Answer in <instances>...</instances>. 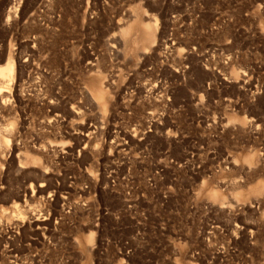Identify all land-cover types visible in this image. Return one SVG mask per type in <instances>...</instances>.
Wrapping results in <instances>:
<instances>
[{"label": "rangeland", "instance_id": "1", "mask_svg": "<svg viewBox=\"0 0 264 264\" xmlns=\"http://www.w3.org/2000/svg\"><path fill=\"white\" fill-rule=\"evenodd\" d=\"M8 58L0 264H264V0H0Z\"/></svg>", "mask_w": 264, "mask_h": 264}, {"label": "bare ground", "instance_id": "2", "mask_svg": "<svg viewBox=\"0 0 264 264\" xmlns=\"http://www.w3.org/2000/svg\"><path fill=\"white\" fill-rule=\"evenodd\" d=\"M13 7V6H12ZM15 7V6H14ZM14 9V8H13ZM16 7H15V9H14V11H16ZM15 15V14H14ZM175 17V16H174ZM135 23L134 22H132V23H130V24H128V25H126L125 27H123V29L121 30V36H122V40H123V43H124V45L125 46H127L128 44L127 43H129L130 42V39L133 37V35L135 34V32H136V28H135V25H134ZM155 25H153L152 23H142V27H141V40H142V45H143V49H145V47H146V45H151L153 42H154V40H155ZM171 39V38H170ZM129 41V42H128ZM172 41V40H171ZM176 41V40H175ZM173 44V43H172ZM176 44V43H175ZM168 45V44H167ZM171 45V44H170ZM148 47V46H147ZM204 67V66H203ZM185 68V67H184ZM188 68V67H187ZM186 69V68H185ZM184 70V69H183ZM187 71H190V68L187 70ZM206 71V70H205ZM209 71V70H208ZM178 72V71H177ZM183 72H185V71H183ZM192 72V71H191ZM186 73V72H185ZM189 73V72H188ZM190 74V73H189ZM189 74H187V75H189ZM157 75V74H156ZM158 76V75H157ZM161 76V75H160ZM160 76H158V77H160ZM183 76V75H182ZM185 76V75H184ZM192 76V75H191ZM173 77V76H172ZM176 78V77H175ZM183 78H185V77H183ZM188 78V77H187ZM162 79V78H161ZM180 79V78H179ZM14 80H15V63H14V60L13 59H11V58H8V60L3 64V65H0V82L1 83H5V82H13L14 83ZM184 80H186V79H184ZM187 81V80H186ZM179 82V81H178ZM189 82V81H188ZM0 83V84H1ZM154 83H156V82H154ZM153 83V84H154ZM160 83V82H159ZM185 83V82H184ZM8 84H10V83H8ZM158 84V83H157ZM157 84H156V86H155V88L153 89V90H155V92L157 91L156 90V88L158 89V87L160 86H157ZM162 84V83H161ZM7 85V84H6ZM146 85V84H145ZM155 85V84H154ZM147 86H148V84H147ZM151 86H153L152 85V82H151V85L149 84V87H148V89L150 88V89H152V87ZM146 87V86H145ZM154 87V86H153ZM168 87H166V89H167ZM170 88V87H169ZM172 88V87H171ZM170 88V89H171ZM147 89V90H148ZM163 89H164V87H163ZM173 89V88H172ZM100 91H102V88L101 89H99ZM162 90V89H161ZM175 90V89H174ZM177 90V89H176ZM149 91V90H148ZM168 91V90H167ZM172 91V90H171ZM159 92V91H158ZM157 92V93H158ZM128 93V92H127ZM175 92H170V93H166V95H165V99L167 100V103L168 102H171V99H172V101H173V96L175 95L174 94ZM161 95H162V93H161ZM161 95H160V97H161ZM164 95V94H163ZM106 96V95H105ZM95 98V97H94ZM157 98V97H156ZM163 98H164V96H163ZM163 98H160V99H163ZM96 100V102L99 104V107H100V109L101 110H103L104 108H105V97H104V94L102 93V92H100L97 96H96V98H95ZM165 101V100H164ZM166 104V103H165ZM11 124H12V122H11ZM6 127H8L6 130H8V132H9V130L12 128V125H10L9 124V126H6ZM12 130V129H11ZM2 132V131H1ZM6 132V131H5ZM7 132V133H8ZM3 134V133H2ZM6 134V133H5ZM3 144V145H8L9 144V140H8V138H7V136H5L4 134L3 135H0V144ZM1 144V145H2ZM1 147V146H0ZM247 160V162H249V161H251L250 160V158H247L246 159ZM213 193L212 194H210V198L212 199V200H214V201H219L220 202V204H223L224 203V198H223V196H222V194H220V193H218L217 191H212ZM59 198L60 199H62V200H64V199H66L67 198V196L66 195H64V192H62V191H59ZM245 193V192H244ZM262 194H264V182H262V181H259L258 183H256L253 187H251V189L249 190V192H248V195L249 196H251V195H253V196H259V195H262ZM56 195V191H54L53 192V194H51V193H49L48 194V201H53L54 200V198H53V196H55ZM244 194L243 193H240V192H237V193H235L234 194V197L236 198V199H242V198H244V196H243ZM246 197V196H245ZM64 207V206H63ZM49 217H50V215H49ZM49 229V228H48ZM46 227H44L43 228V230H48ZM52 230V229H51ZM87 238H88V241H91L92 240V235L90 234V235H88L87 236Z\"/></svg>", "mask_w": 264, "mask_h": 264}]
</instances>
